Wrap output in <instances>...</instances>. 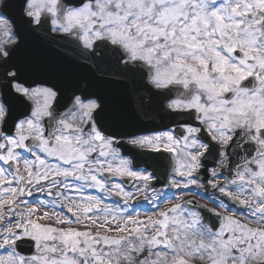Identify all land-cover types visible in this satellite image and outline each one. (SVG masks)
<instances>
[{
    "label": "snow or ice",
    "instance_id": "6c2138e0",
    "mask_svg": "<svg viewBox=\"0 0 264 264\" xmlns=\"http://www.w3.org/2000/svg\"><path fill=\"white\" fill-rule=\"evenodd\" d=\"M0 264H264V0H0Z\"/></svg>",
    "mask_w": 264,
    "mask_h": 264
}]
</instances>
